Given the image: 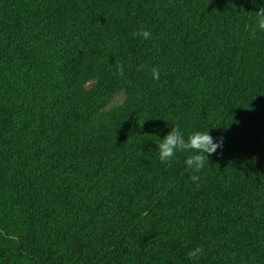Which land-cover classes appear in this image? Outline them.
I'll return each instance as SVG.
<instances>
[{
    "label": "trees",
    "instance_id": "trees-1",
    "mask_svg": "<svg viewBox=\"0 0 264 264\" xmlns=\"http://www.w3.org/2000/svg\"><path fill=\"white\" fill-rule=\"evenodd\" d=\"M262 7L0 0V264H264ZM174 44L185 61L164 64ZM92 65L97 88L72 103ZM137 76L133 106L105 117L114 132L76 130ZM172 125L222 147L199 172L193 150L162 163Z\"/></svg>",
    "mask_w": 264,
    "mask_h": 264
},
{
    "label": "clouds",
    "instance_id": "clouds-1",
    "mask_svg": "<svg viewBox=\"0 0 264 264\" xmlns=\"http://www.w3.org/2000/svg\"><path fill=\"white\" fill-rule=\"evenodd\" d=\"M256 13V26L259 29L264 30V7L260 8ZM252 32L254 35L255 29H253ZM134 35L143 36L144 39H149L151 37V33L148 30L143 29L134 33ZM142 68L143 65H140L138 70ZM151 71L153 78L159 79V70L157 68H153ZM116 74L123 76L124 73L122 66H118ZM156 143L157 149L159 150V159L162 163H170L177 151L193 150L198 153L189 156L185 160L186 166L194 172H199L204 167L205 160L209 162V155L215 153L218 148L222 147V139L214 142L213 137L209 134L208 130L206 132H193L187 137V139H185L183 133L176 125H172L171 130L162 138L161 141ZM191 179L193 181H198L199 177L193 175ZM203 253L204 249L197 247L190 250L187 253V257L190 260H193L203 255Z\"/></svg>",
    "mask_w": 264,
    "mask_h": 264
},
{
    "label": "rangeland",
    "instance_id": "rangeland-1",
    "mask_svg": "<svg viewBox=\"0 0 264 264\" xmlns=\"http://www.w3.org/2000/svg\"><path fill=\"white\" fill-rule=\"evenodd\" d=\"M119 27V26H118ZM121 27V26H120ZM174 51L165 54L161 58L164 64L176 63L183 64L187 55V50L177 44L173 45ZM143 77H134L129 87L118 90L112 97L109 104L100 110L95 111L90 116L77 120L76 130L79 132L98 131V132H114V128L108 125L106 116L119 110H129L136 98V92L143 87ZM99 84V70L96 65L91 66V77L87 79H79L73 83L70 92V101L76 103L85 99L93 92Z\"/></svg>",
    "mask_w": 264,
    "mask_h": 264
}]
</instances>
